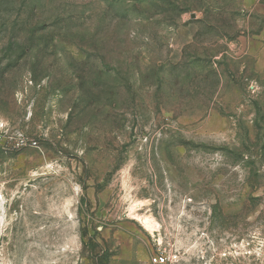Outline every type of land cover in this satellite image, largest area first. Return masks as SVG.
Masks as SVG:
<instances>
[{"label": "rangeland", "instance_id": "obj_1", "mask_svg": "<svg viewBox=\"0 0 264 264\" xmlns=\"http://www.w3.org/2000/svg\"><path fill=\"white\" fill-rule=\"evenodd\" d=\"M0 127V264H264V0H0Z\"/></svg>", "mask_w": 264, "mask_h": 264}, {"label": "built area", "instance_id": "obj_2", "mask_svg": "<svg viewBox=\"0 0 264 264\" xmlns=\"http://www.w3.org/2000/svg\"><path fill=\"white\" fill-rule=\"evenodd\" d=\"M22 143H25V139H21ZM9 142V136L4 127H0V147H5ZM151 264H178L179 258L178 255L174 252L159 251L150 258Z\"/></svg>", "mask_w": 264, "mask_h": 264}, {"label": "bare ground", "instance_id": "obj_3", "mask_svg": "<svg viewBox=\"0 0 264 264\" xmlns=\"http://www.w3.org/2000/svg\"><path fill=\"white\" fill-rule=\"evenodd\" d=\"M143 224L145 225V227L149 230H153L155 227H154V224L148 220V219H144L142 220Z\"/></svg>", "mask_w": 264, "mask_h": 264}]
</instances>
